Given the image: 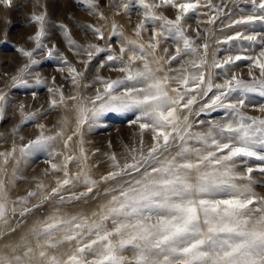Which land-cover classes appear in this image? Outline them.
Here are the masks:
<instances>
[{"label": "snow or ice", "instance_id": "6c2138e0", "mask_svg": "<svg viewBox=\"0 0 264 264\" xmlns=\"http://www.w3.org/2000/svg\"><path fill=\"white\" fill-rule=\"evenodd\" d=\"M83 2L89 10L96 8L97 0ZM138 2L143 9V18L135 26L134 33L140 37L142 31L149 30L146 25H150L152 36L147 44L125 38L118 52L112 51L111 44L106 48L90 44L80 50L67 29L60 26L64 29L69 50L87 58L85 71L95 56L107 52L99 67L104 68L107 64L111 70L123 74L117 79L96 76L103 91L97 88L94 96L66 98L60 92L59 100L51 101L52 107L66 105V100L75 102L73 134L81 137L79 157L69 150L59 165L52 162L56 157L49 149L57 136H63L62 132L51 136L42 130L20 149L22 156L49 152L52 170L63 173V179H57L56 187L44 195V200L58 197L63 202L62 190L80 183L86 192L69 197L79 200L87 193H93L103 182L108 184L104 190L106 201L91 216H64L58 212L48 215L18 241L4 245L10 251L0 255V264H264V195L254 190L256 180L253 177L254 172L264 175V118L247 116L240 111L245 107L249 93L264 97V49L258 56H229L222 62L214 58L210 65L212 69H223L236 61H252L248 72L251 81L233 74L223 83H214L208 67L209 44L205 40L197 45L195 39L185 34L186 18L201 7L214 13L206 23H215L220 9L212 0L203 5L200 0ZM252 3L254 13L257 9L264 10V0H252ZM0 5L11 8L13 0H0ZM121 6L128 8L127 3ZM159 9H175V18L169 19L162 11L158 12ZM100 19H104L102 14ZM30 20L38 24L39 29L29 39L35 41L36 49H43L46 14L33 12ZM257 21L264 23V11L260 15L242 17L233 24L251 25ZM88 30L97 39H105L101 29L89 25ZM119 35L122 33L113 23L108 39ZM161 38L174 42V53L164 48V55H157ZM197 38L205 39L199 33ZM240 39L264 43L257 41L256 35L241 32L222 42ZM18 51L29 59L30 64L37 63L32 58L33 51L23 48ZM55 51V47L48 50L47 57L53 59ZM173 61L179 66L170 67ZM62 63L71 77L70 82L78 88L84 73L77 71L66 59L62 58ZM28 68L29 65H25L19 70L20 74L13 77L14 85L26 84L24 75H30ZM252 68L259 70L258 77ZM36 82L40 84L41 80L38 78ZM209 93L213 95L209 97ZM198 97L207 99L194 112ZM4 99V95H0V101ZM218 109H224L228 114L225 122L210 123L203 131H193L190 115ZM109 112L138 113L133 123L139 125L141 139L139 147L128 150V158L123 164L114 153L111 154L112 170L97 181L89 174L81 129L85 125L92 127ZM0 119H3L2 107ZM39 127L44 128L43 125ZM149 130L152 143L145 152L143 135ZM71 140L72 136H67L65 149L69 148ZM14 152L15 148L12 152L0 153L5 165ZM246 160L262 163L237 171V165ZM72 161L80 168L74 175L68 171ZM15 178L13 172L9 183ZM7 196L5 182L0 180V227L5 233L0 240L17 230L10 224V218L16 215L17 204L21 205V217L33 210L26 207L25 198L14 201L9 209ZM28 196L34 197L36 192H29Z\"/></svg>", "mask_w": 264, "mask_h": 264}, {"label": "rangeland", "instance_id": "374dc122", "mask_svg": "<svg viewBox=\"0 0 264 264\" xmlns=\"http://www.w3.org/2000/svg\"><path fill=\"white\" fill-rule=\"evenodd\" d=\"M152 2V0H148ZM158 2V0H157ZM201 4L207 0H200ZM127 3L128 8L121 6ZM212 3L220 9L218 17L214 24H208L206 21L214 14L205 7L197 9L195 13H190L185 25V34L196 40L197 45L205 42L209 44L208 61L209 70L212 72L214 83H223L224 80L235 74L245 81H251L248 75L251 60L236 61L231 65H225L223 69L210 68L213 59L223 61L229 56H258L264 49V43H252L248 40H232L223 43L229 36H235L237 32L244 35H256L257 41H264V23L257 21L251 25H236L233 21L246 17L248 15H260L262 11L257 9L253 12L255 5L252 0H212ZM169 19L175 18V9H159ZM36 14H46L45 36L43 37V49H36L35 41L29 37L35 36L39 25L31 22L30 17ZM143 9L138 0H97L94 10H89L83 0H13L11 8H4L0 5V95H4V101H0V107L3 108V119H0V153L15 152L9 158L8 163H3L0 157V180H4L7 189V204L9 209L13 202L20 198L27 200L26 207L33 209L26 216L21 217L19 209L21 205L17 204L15 217L10 218V224L16 227V232L5 237L6 243L18 241L20 237L25 236L29 229L39 221L45 219L48 215L59 213L64 216L86 215L91 216L97 207L107 199L104 190L108 184L100 182L93 193H87L79 200L69 199L73 194L79 195L86 192L83 184L76 183L75 186H66L62 190L65 195V201H60L58 197L50 200H44V195L51 192L56 187L57 179H63V173L53 171L51 168V156L49 152L55 154V160L52 161L58 165L62 162L65 155L71 154L79 157L80 155V135H74L75 130V102L66 100V105L57 104L50 106L53 99L59 100V93L63 92L67 98L72 95H83L85 97L94 96L96 89L100 88L99 82L95 80L96 76L106 79H117L123 74L111 70L106 64L104 68L99 65L104 61L107 52L95 56L85 71L86 57L77 54V51L69 50L68 40L64 35L63 25L76 46L80 50L87 48L90 44H96L106 48L109 44L113 52H118L121 42L127 38L139 40L147 44L152 36L150 25H146L149 30L142 31L141 36L137 37L134 33L135 26L143 18ZM104 19H100V15ZM115 23L118 31L122 33L119 36H113L111 39V26ZM159 23V22H157ZM101 29L105 39H97L88 26ZM229 25H232L231 27ZM199 33L205 39H198ZM217 41H221L217 43ZM55 47L54 58L47 57L48 50ZM23 48L26 51H33V59L37 61L35 65L30 64L28 58L24 57L18 49ZM168 48L169 53H174V42L163 40L161 38L160 48L157 55H164L163 49ZM91 50V49H89ZM202 51V49H201ZM62 58L74 66L77 71L83 72L84 77L77 88L72 85ZM25 65H29L24 79L26 84H13V77L18 76L19 70ZM178 63L173 61L170 67H178ZM166 67H169L166 65ZM60 69H65L61 71ZM252 72L257 77L259 70L252 68ZM41 80L37 84V79ZM91 85V87H85ZM175 86V85H173ZM48 89H52L49 92ZM120 91V90H118ZM216 90L213 89V92ZM213 93H209L211 97ZM207 98L198 97V102L193 106V111L198 110L205 103ZM99 103V102H98ZM23 110L21 111V106ZM264 97L255 93H249L245 100V107L240 111L251 117L264 118ZM33 119H25L32 116ZM138 113L136 112H109L102 115L92 126L85 125L82 129L83 148L87 154V167L92 179L99 181L100 177L107 175L111 171V161L109 156L115 154L117 159L123 164L128 158V150L139 147L141 139L139 134V125L133 123ZM228 118L224 109L216 111L206 110L199 115H190L189 119L194 123L193 131H203L210 123H223ZM203 121V123H196ZM39 125H43L41 129ZM46 135L56 136L57 132H62L63 136H57L52 142L49 152H37L33 155L22 156L20 149L25 147L31 140L35 139L41 131ZM67 136H72L69 142V148L65 149L64 141ZM145 152L151 145V132L146 131L143 135ZM260 161L246 160L237 165V171H242L248 166H257ZM70 175L80 171L76 166V161L68 165ZM15 172L16 178H12ZM253 177L256 180L254 190L264 195V175L254 172ZM114 184L115 182H109ZM243 183V181H241ZM43 188H38V185ZM29 192H36V196L29 197ZM38 205V207H36ZM0 236L5 233L0 227ZM10 236V237H9ZM5 243V244H6ZM1 255L10 251L4 248Z\"/></svg>", "mask_w": 264, "mask_h": 264}, {"label": "bare ground", "instance_id": "6f19581e", "mask_svg": "<svg viewBox=\"0 0 264 264\" xmlns=\"http://www.w3.org/2000/svg\"><path fill=\"white\" fill-rule=\"evenodd\" d=\"M109 227H111V225L109 224ZM10 237V236H9ZM5 243H6V240H0V253H1V251H2V249H3V252L5 251V247H4V245H5ZM7 254V253H6ZM1 255V254H0ZM126 255H131V253H126Z\"/></svg>", "mask_w": 264, "mask_h": 264}]
</instances>
